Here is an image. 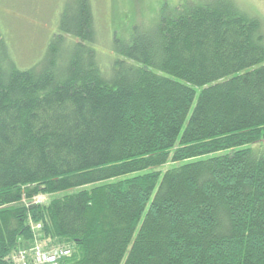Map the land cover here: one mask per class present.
Masks as SVG:
<instances>
[{
  "label": "trees",
  "instance_id": "obj_1",
  "mask_svg": "<svg viewBox=\"0 0 264 264\" xmlns=\"http://www.w3.org/2000/svg\"><path fill=\"white\" fill-rule=\"evenodd\" d=\"M191 3L115 57L92 0L28 65L0 31V264H264V21Z\"/></svg>",
  "mask_w": 264,
  "mask_h": 264
},
{
  "label": "rangeland",
  "instance_id": "obj_2",
  "mask_svg": "<svg viewBox=\"0 0 264 264\" xmlns=\"http://www.w3.org/2000/svg\"><path fill=\"white\" fill-rule=\"evenodd\" d=\"M208 1L211 0H92L101 35L100 42L105 45L102 50L98 49L97 44L94 48L102 56H118V52L113 50L115 39L124 42L134 32L141 33L151 28L155 21L182 11L191 2ZM236 1L243 9L260 16L264 21V0ZM77 2L0 0V31L5 35L20 66L28 65L38 58L46 38L50 39L58 32L55 27L56 15ZM48 44H45V49Z\"/></svg>",
  "mask_w": 264,
  "mask_h": 264
},
{
  "label": "built area",
  "instance_id": "obj_3",
  "mask_svg": "<svg viewBox=\"0 0 264 264\" xmlns=\"http://www.w3.org/2000/svg\"><path fill=\"white\" fill-rule=\"evenodd\" d=\"M68 253L69 250L65 248H57L49 252H40L36 248L33 252V254L35 255V259L39 264L41 263L54 264L61 256L67 255Z\"/></svg>",
  "mask_w": 264,
  "mask_h": 264
},
{
  "label": "bare ground",
  "instance_id": "obj_4",
  "mask_svg": "<svg viewBox=\"0 0 264 264\" xmlns=\"http://www.w3.org/2000/svg\"><path fill=\"white\" fill-rule=\"evenodd\" d=\"M30 254L29 256L31 257V263L32 264H39L37 261H36V259H35V255L33 254V249H30V251H25V252H20L19 254L21 255V256H24V257H27V254Z\"/></svg>",
  "mask_w": 264,
  "mask_h": 264
}]
</instances>
